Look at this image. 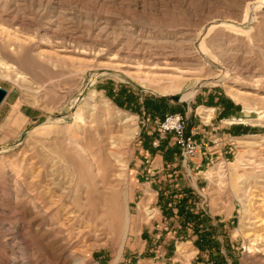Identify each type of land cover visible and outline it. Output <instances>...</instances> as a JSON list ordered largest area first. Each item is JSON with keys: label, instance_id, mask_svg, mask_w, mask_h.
Listing matches in <instances>:
<instances>
[{"label": "rangeland", "instance_id": "rangeland-1", "mask_svg": "<svg viewBox=\"0 0 264 264\" xmlns=\"http://www.w3.org/2000/svg\"><path fill=\"white\" fill-rule=\"evenodd\" d=\"M250 1L0 0V264H264ZM175 112L196 162L159 129Z\"/></svg>", "mask_w": 264, "mask_h": 264}, {"label": "built area", "instance_id": "built-area-1", "mask_svg": "<svg viewBox=\"0 0 264 264\" xmlns=\"http://www.w3.org/2000/svg\"><path fill=\"white\" fill-rule=\"evenodd\" d=\"M159 129L165 135H172L185 159L193 158L200 150L194 133L188 130L187 116L180 112L168 113L159 122ZM188 264H194L189 262Z\"/></svg>", "mask_w": 264, "mask_h": 264}, {"label": "bare ground", "instance_id": "bare-ground-1", "mask_svg": "<svg viewBox=\"0 0 264 264\" xmlns=\"http://www.w3.org/2000/svg\"><path fill=\"white\" fill-rule=\"evenodd\" d=\"M264 9V0H251L250 2L247 3L246 5V10H245V14H244V18H243V21L247 20L251 13H253L254 15L257 14L258 12H260L261 10ZM212 25L209 26V28L207 29V33L203 36H200L198 38L199 42H198V45H197V51L199 52V54L204 58V60L207 62V63H215V61L211 58V56L209 55V51L206 49V46H205V38L206 36L215 28L217 27V24L216 22H213L211 23ZM220 26H223L225 28H228V29H232V30H235V31H244L238 27H236L235 25H233L232 23L231 24H227V23H222V24H219ZM247 34H249V32H246ZM221 79V78H220ZM217 80V79H216ZM202 81V80H201ZM200 83V82H199ZM198 85V84H197ZM214 85V83H213ZM196 88V86H195ZM193 89V91L190 93V94H194L195 90L196 89ZM196 93V92H195ZM189 94V95H190ZM189 97V96H187ZM182 98H186V96H182ZM53 194V193H52ZM20 242V241H19Z\"/></svg>", "mask_w": 264, "mask_h": 264}, {"label": "water", "instance_id": "water-1", "mask_svg": "<svg viewBox=\"0 0 264 264\" xmlns=\"http://www.w3.org/2000/svg\"><path fill=\"white\" fill-rule=\"evenodd\" d=\"M7 94H8V90L5 87L0 86V105L4 101V99L7 96ZM160 96L171 98V99H175V100H179V96H177V95L162 94Z\"/></svg>", "mask_w": 264, "mask_h": 264}, {"label": "crops", "instance_id": "crops-1", "mask_svg": "<svg viewBox=\"0 0 264 264\" xmlns=\"http://www.w3.org/2000/svg\"><path fill=\"white\" fill-rule=\"evenodd\" d=\"M8 93H9V91H8ZM7 96H8V94H7ZM7 96L5 97V99L7 98ZM5 99H4V101H5ZM4 101H3V102H4ZM3 102L1 103V105L3 104ZM1 105H0V106H1ZM229 122L231 123L232 121H229ZM174 144H175V141H174ZM199 145H200V150H199V152L197 153V155L194 156L193 158H190V159H195V162H196V160H197L198 157H200L201 159L203 158V153H202V151H201L203 145H202L201 143H200ZM175 146L178 147L176 144H175ZM178 148H179V147H178Z\"/></svg>", "mask_w": 264, "mask_h": 264}, {"label": "trees", "instance_id": "trees-1", "mask_svg": "<svg viewBox=\"0 0 264 264\" xmlns=\"http://www.w3.org/2000/svg\"><path fill=\"white\" fill-rule=\"evenodd\" d=\"M161 99H164V98H167V97H160ZM178 148V147H177ZM178 150H180L179 148H178Z\"/></svg>", "mask_w": 264, "mask_h": 264}]
</instances>
